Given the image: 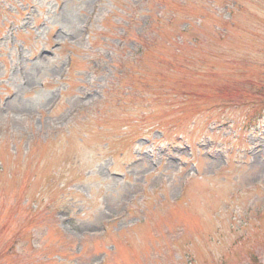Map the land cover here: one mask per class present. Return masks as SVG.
I'll return each mask as SVG.
<instances>
[{
  "label": "rangeland",
  "instance_id": "1",
  "mask_svg": "<svg viewBox=\"0 0 264 264\" xmlns=\"http://www.w3.org/2000/svg\"><path fill=\"white\" fill-rule=\"evenodd\" d=\"M263 71L264 0H0L1 262L264 264Z\"/></svg>",
  "mask_w": 264,
  "mask_h": 264
},
{
  "label": "trees",
  "instance_id": "2",
  "mask_svg": "<svg viewBox=\"0 0 264 264\" xmlns=\"http://www.w3.org/2000/svg\"><path fill=\"white\" fill-rule=\"evenodd\" d=\"M249 82L251 89H250V93L247 94L248 99L228 100L226 102H229L231 105H233L235 103H238L239 101H245V104L243 105H248L249 107H247V114L244 117V122H246L247 125L249 124L248 126H253V125H257L260 119L264 116V76L261 77L260 79H251V80L249 79ZM253 82L256 83V86L258 87L257 89H254ZM134 89L136 88H133L132 91ZM192 94L194 93L193 92L190 94L183 93V95L187 97L194 96ZM7 243H5L4 246L0 249V264H5L4 262H1L2 261L1 259L8 252L7 251L8 246L6 245ZM252 261L253 264H259L258 259L255 257L252 258Z\"/></svg>",
  "mask_w": 264,
  "mask_h": 264
}]
</instances>
